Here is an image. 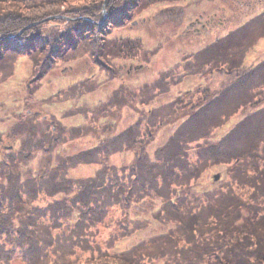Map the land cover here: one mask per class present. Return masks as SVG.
I'll return each mask as SVG.
<instances>
[{"label": "trees", "instance_id": "1", "mask_svg": "<svg viewBox=\"0 0 264 264\" xmlns=\"http://www.w3.org/2000/svg\"><path fill=\"white\" fill-rule=\"evenodd\" d=\"M188 1L201 0H0V89L21 60L30 63L24 114H14L15 123L0 131V264H264V58L244 67L252 47L264 41V10L183 53L153 81L120 84L99 107L80 103L99 89L92 78L48 97L58 116L30 104L62 66L87 60L115 81L121 79L116 62L149 64L159 47L115 31L152 9ZM102 9L108 17L98 26ZM190 76L200 80L194 90L154 106ZM124 107L138 115L126 130L24 174L37 152L79 141ZM78 116L83 123L61 124ZM162 127L174 129L150 154ZM127 152L131 163L107 166ZM86 165L98 167L94 176L69 177ZM215 169H222L221 178L197 194ZM144 202L157 203V210L149 219H132L131 208ZM152 221L166 231L118 251Z\"/></svg>", "mask_w": 264, "mask_h": 264}, {"label": "rangeland", "instance_id": "2", "mask_svg": "<svg viewBox=\"0 0 264 264\" xmlns=\"http://www.w3.org/2000/svg\"><path fill=\"white\" fill-rule=\"evenodd\" d=\"M261 1L263 2L260 5L259 0H217L213 4L201 0L199 2L188 1L179 7H174L172 10L167 7L152 9L142 18L137 19L122 30L115 31L114 34L115 37L120 38H139L148 48L159 47L157 55L149 64L138 65L136 62H117L115 67L116 69L119 67L121 79L110 80L111 82L107 81L106 76L87 60L62 66L47 77L41 89L30 101V104L36 105L44 114L58 116L59 108L50 105L48 97L62 89H66L70 84L92 78L99 85V90L97 89V92L88 95L86 98L84 97L80 103L84 106L87 105L86 107L89 108L93 106L99 107V104L105 102L108 98L111 90L117 88L120 84L127 83L136 86L143 82H151L156 78L159 71L178 63L183 53L196 52L206 44H210L227 35V33L258 15L260 11L264 10V0ZM210 18L213 19L206 30H198V33L194 30H185V26L194 23L196 19H199L204 24ZM258 57L259 61L264 58V41L258 42L252 47L244 67L247 69L253 67ZM29 74L30 63L26 60H21L15 78L0 89V103L5 104L0 111V131L6 132L15 123L14 114H24L23 105L26 102L24 85ZM199 83L200 80L190 76L182 84L172 87L169 93L158 98L154 106L175 100L177 96L194 90ZM137 116L128 107H124L119 111L115 110L113 117H110L109 121L101 122L94 132L89 133L88 136L79 141L65 144L55 151L53 150L50 154L37 152L35 158L23 169L24 174L28 175L27 171L31 173L30 170L36 173L39 169L47 168L51 162V165L54 166L56 159L63 154H75L86 148L97 146L104 139L114 137L119 132L126 130L134 123ZM60 121L67 128L83 123L79 116ZM237 121H232L231 125L236 124ZM228 125L232 127L230 124ZM228 125H226L222 133L227 131ZM173 129V127H162L157 130L147 148L148 152L151 154L157 147L161 146ZM16 146H18V143ZM132 160V153L127 152L110 158L107 166L119 168L128 165ZM96 170H98V167L94 165L79 166L69 171V177L72 179L90 178L94 176ZM221 174L222 169H215L203 176L199 186L195 188V192L202 194L210 190L221 178ZM157 208V203L144 202L138 206H133L129 211V215L132 219L145 220L149 219ZM165 231V228L152 221L145 228V231H140L136 236L127 240L118 251L126 250L140 240L153 235L163 234Z\"/></svg>", "mask_w": 264, "mask_h": 264}, {"label": "flooded vegetation", "instance_id": "3", "mask_svg": "<svg viewBox=\"0 0 264 264\" xmlns=\"http://www.w3.org/2000/svg\"><path fill=\"white\" fill-rule=\"evenodd\" d=\"M212 19L213 18H210V20L204 24H202L199 19H196V20L194 19L195 20L194 23L186 25L185 30L186 31L194 30L196 33H198L197 32L198 30H206L207 27L210 25V22L212 21Z\"/></svg>", "mask_w": 264, "mask_h": 264}, {"label": "water", "instance_id": "4", "mask_svg": "<svg viewBox=\"0 0 264 264\" xmlns=\"http://www.w3.org/2000/svg\"><path fill=\"white\" fill-rule=\"evenodd\" d=\"M20 35V34H19ZM19 35L15 36L14 38H17Z\"/></svg>", "mask_w": 264, "mask_h": 264}]
</instances>
